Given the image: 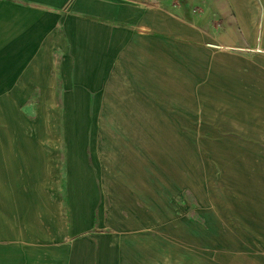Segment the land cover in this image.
Masks as SVG:
<instances>
[{
  "label": "rangeland",
  "instance_id": "1",
  "mask_svg": "<svg viewBox=\"0 0 264 264\" xmlns=\"http://www.w3.org/2000/svg\"><path fill=\"white\" fill-rule=\"evenodd\" d=\"M203 1L192 12L205 17L203 28L187 23L185 10L166 14L177 21L162 20L177 31V46L173 37L166 46L162 34L156 61L114 71L119 83L104 85L92 101L81 100L93 106L81 109L83 126L79 115H71L77 109L39 108L63 106L64 97L73 105V94L36 93L15 111L10 151L19 150L11 166L10 152L0 155V264H105L112 253L113 264H234L235 258L238 264H264V0L220 8ZM187 33L201 39L188 44ZM163 59L170 67L161 69ZM181 62L186 70H177ZM185 85H192L188 93ZM174 95L178 107L169 106ZM138 111L151 114L142 119L148 125L166 124L165 136L177 145L178 160L186 162L179 170L191 185H176L172 171L162 174V182L153 139L143 141V150L131 138L126 158L113 159L118 135L129 128L116 126L107 114ZM71 122L77 126L71 129ZM78 126L84 127L81 134ZM3 150L9 149L0 142ZM73 158L81 159L80 171ZM9 174L17 188H9ZM80 176L98 185L81 190L93 196L89 201L72 189ZM79 203L78 220L73 210ZM238 245L241 250H233Z\"/></svg>",
  "mask_w": 264,
  "mask_h": 264
},
{
  "label": "crops",
  "instance_id": "2",
  "mask_svg": "<svg viewBox=\"0 0 264 264\" xmlns=\"http://www.w3.org/2000/svg\"><path fill=\"white\" fill-rule=\"evenodd\" d=\"M225 2L238 3L212 0L217 8L224 7ZM202 3L203 0H0V125L9 127L0 129V142H5L9 149L3 150L1 157H8L10 152L8 164L12 165L10 157L19 150L15 147L16 150L10 151L12 131L17 129L15 111L26 108L31 95H74L73 105L67 104L64 97L63 106L40 105V109L93 108L81 100L89 101L104 85L117 84L114 71L137 70L145 62L156 61L162 49V34H166V46L171 45L170 37L177 46V31L171 33L162 20L177 21L166 14L185 10L188 15L181 14L182 18L198 29L203 28L205 17L192 14ZM12 176L7 175L10 189L18 187L12 185L15 181ZM76 185L77 182L72 185L73 190ZM80 185L76 193L91 200L93 196L81 192L87 186ZM93 186L98 185L91 183L86 189L91 192ZM81 207L79 203L73 210L78 220L83 214ZM240 247L233 250L240 251ZM101 250L110 251L102 247ZM77 253L75 247L72 257ZM109 256V264H113L115 254ZM234 261L238 264L237 258ZM70 264L77 263L72 260Z\"/></svg>",
  "mask_w": 264,
  "mask_h": 264
},
{
  "label": "bare ground",
  "instance_id": "3",
  "mask_svg": "<svg viewBox=\"0 0 264 264\" xmlns=\"http://www.w3.org/2000/svg\"><path fill=\"white\" fill-rule=\"evenodd\" d=\"M184 31H189L187 29H184ZM188 34V33H187ZM193 38H197V39H201V36H198L197 34L195 33H191L188 34V38L189 39L186 43L188 44H191V39ZM221 47V46H220ZM187 60V59H186ZM190 60V59H189ZM191 61V60H190ZM189 61V63H190ZM188 62V61H187ZM167 61L163 59L162 63H161V69L163 68H167V67H170ZM176 70V64L173 68V71ZM177 70H186V64H183L182 62L178 65L177 67ZM191 84V83H190ZM163 86V84H162ZM184 86V85H182ZM186 86V92L188 93L189 90H190V87H188V85H185ZM181 86H176L173 87L174 88V94H179V91L181 90L180 89ZM180 89V90H179ZM175 98H173L170 103H169V106H172V105H176L175 107H178L180 104L178 102L179 100V97L178 96H175ZM181 100H183L184 102L189 100L188 98H181ZM174 102V103H173ZM184 102H182L181 104H183ZM173 103V104H172ZM248 105H250V103L248 102L247 103ZM183 106H185L183 104ZM79 111V113H78ZM151 115L150 113H147V112H144V111H138V112H135V113H132L131 115L132 116H126L125 115H117V116H111L110 114H107V116H109L111 119V121H113V123L116 125V126H120V127H128L129 130H127L126 128H123L122 129V132L118 135V144L116 146H113V151L114 150H117V154L114 155L115 158H113L114 160H119V156H122V157H125L128 150H129V140L132 138L134 139V141H138L140 143V147H142L143 150H145V146H144V142L145 141H151L153 139V141L156 143L154 145V148L158 150V159L159 160V163H157L159 165V168L160 170H158V175H159V178L162 180L163 178H165V176H162V174H170V171H172V175L174 177V183L177 185L179 182L182 183V184H192L191 181H188V180H185L183 178V175H184V172L182 170H179V167L181 165L182 162H184V164L186 165V162L185 161H182V160H178V155H177V145L176 147H171L170 145V142L169 140H167V135L165 136V127H166V124H160L158 123V120H155L152 125H148L146 123H144L142 121L143 119V116H148ZM71 115L73 116V118L77 119V117H74V115L78 116L79 115V118H78V122H79V125H82L83 126V121L81 119V109H77V112L76 110L73 111L71 113ZM101 117V115H100ZM109 117H106V118H109ZM78 122H71V129L76 125L77 126V123ZM96 122V121H95ZM133 126V127H132ZM139 126V127H138ZM148 126H152L150 127L149 129H146ZM79 130L77 131L76 134H81L82 133V130L84 127H79ZM131 128L136 131V132H133V133H130L131 132ZM165 130V131H164ZM139 131V135L137 134V132ZM176 132H174L175 134ZM173 134V135H174ZM128 136V140L125 139V137ZM174 140L177 141L178 137H174L173 138ZM141 141V142H140ZM144 141V142H143ZM164 141L166 142V145H165V149L162 148V144H165ZM143 142V143H142ZM170 152H172V155H170ZM79 154V153H78ZM166 156V157H165ZM126 158V157H125ZM164 162H162V160ZM109 160V159H108ZM112 164L111 166H114V163L113 161L109 160ZM130 162V161H128ZM72 163H73V166L74 169L77 167L78 171L81 170V159H74L72 160ZM103 165L105 166V170L102 171V175H103V183L105 185V189H109L110 186L108 185L109 182H107V180L110 178V171L107 169V163H106V160L102 161V169H103ZM168 170V171H167ZM138 171V169H137ZM86 172V171H85ZM186 172H187V169H186ZM77 173V172H76ZM78 174V173H77ZM86 174V173H85ZM106 174V175H105ZM108 174V175H107ZM79 175V174H78ZM86 178V177H85ZM79 178L77 177V183L81 184V185H84V186H87L89 187V181H88V178H86L84 181L81 176H80V180H78ZM82 182V183H80ZM163 183H165L166 181L165 180H162ZM84 183V184H83ZM117 184V183H116ZM80 185V186H81ZM120 187V186H119ZM79 186L77 184V187L76 189H78ZM81 189V187H80ZM85 190V188H83ZM80 194V193H79ZM84 194V193H83ZM81 195V194H80ZM80 198V197H79ZM85 198V197H84ZM82 208V207H81ZM80 208V209H81ZM82 211V210H81ZM81 213V212H80ZM133 220L131 219V222ZM128 222H130V220H128ZM109 252V251H107ZM107 252H103V256L106 255ZM29 256V255H28ZM105 264H109L110 263V260L107 262V261H104Z\"/></svg>",
  "mask_w": 264,
  "mask_h": 264
}]
</instances>
